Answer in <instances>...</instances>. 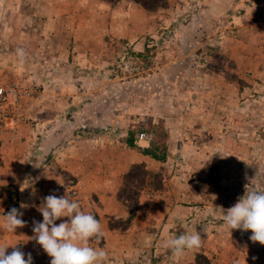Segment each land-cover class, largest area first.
<instances>
[{"label": "rangeland", "instance_id": "rangeland-1", "mask_svg": "<svg viewBox=\"0 0 264 264\" xmlns=\"http://www.w3.org/2000/svg\"><path fill=\"white\" fill-rule=\"evenodd\" d=\"M128 14L116 35L108 8L90 2L0 0V84L19 90L15 121L0 116V246L50 264L32 221L55 194L97 217L104 236L89 244L108 253L105 264H189L196 253L245 264L252 233H230L223 215L264 190V0H165ZM141 130L147 147L135 141ZM43 131L62 145L60 164L42 154ZM143 148L162 157L149 156L161 188L139 190L156 196L142 202L149 222L140 213L124 224L120 200L133 189L119 199L123 173L104 175ZM12 207L27 222L15 232L3 226ZM193 232L200 248L176 258L164 247Z\"/></svg>", "mask_w": 264, "mask_h": 264}, {"label": "clouds", "instance_id": "clouds-1", "mask_svg": "<svg viewBox=\"0 0 264 264\" xmlns=\"http://www.w3.org/2000/svg\"><path fill=\"white\" fill-rule=\"evenodd\" d=\"M17 52L23 60L24 51L18 49ZM43 201L38 208L43 219L32 221V231L33 239L51 257L50 264H105L108 253L89 244L90 240L98 243L104 236L97 217L83 211L79 203L67 195L49 194L43 197ZM26 207L28 205L21 203V209ZM23 214L20 209L12 207L4 215L3 226L7 231L15 232L17 228L26 226ZM64 217L67 220L56 223ZM223 224L230 233L232 230L251 231L249 239L264 245V190L246 191L234 206L227 209L223 215ZM201 246L202 236L199 232L181 234L164 242V247L176 258ZM8 247L0 246V264H33L31 253L26 254L17 247L7 253Z\"/></svg>", "mask_w": 264, "mask_h": 264}, {"label": "crops", "instance_id": "crops-1", "mask_svg": "<svg viewBox=\"0 0 264 264\" xmlns=\"http://www.w3.org/2000/svg\"><path fill=\"white\" fill-rule=\"evenodd\" d=\"M61 1H64V2L69 3V4H76V5H81L83 2H88V3L90 2V3H93V6H95L96 8H108V10L111 14L110 24L113 26V29H114L116 35L120 34L121 31H123V27L125 25L124 23L129 16L128 11H130L134 7H137V4H135L131 1H128V0H117L115 3H110V2L105 1V0H61ZM120 23H122V24H120ZM47 135H48V131H46V132L43 131L42 145L40 146V148L42 149V154H44V153L49 154L50 157L54 161H56L55 163L60 164L59 162H57V161H59V159H56L55 155L56 154L57 155L62 154V152H60L62 150V145L53 144V143L49 142L51 144V146L50 147L46 146V144H49L48 138H50ZM144 147H147V146H144ZM45 149H48L47 150L48 152H46ZM52 159H50L51 160L50 162L53 161ZM148 161H153V164H151V165H153L152 168L148 167ZM156 162H158V161L153 160L148 155H144V154L139 153L137 151H130L129 154H127L124 158H121L117 162L116 166H114V167L111 166L112 168H114V172L108 173L107 175H104L105 176L104 179L108 182H115V178H118L123 172H125L127 170V168H129L132 164H135V163H144L145 167L148 170L155 171L153 168H155V169L157 168ZM54 165H56V164H54ZM150 197H156V196L152 195V194H150V195H143L142 194L139 196L138 209H137L134 217L132 218V221H135L140 213L144 215V218L146 221L149 222L151 220L150 218L152 217V211H150L149 208L144 210L143 209L144 204H142L143 201H150L148 204H150V206H151V202H153V199H150ZM146 210H148V211H146ZM126 215H128V212L126 210H122V212H120L118 217H124ZM250 251H252V253H250ZM249 253L250 254L247 253L246 257L244 258L245 264H264V245H261L258 242L256 244H253L252 247L249 249Z\"/></svg>", "mask_w": 264, "mask_h": 264}, {"label": "trees", "instance_id": "trees-1", "mask_svg": "<svg viewBox=\"0 0 264 264\" xmlns=\"http://www.w3.org/2000/svg\"><path fill=\"white\" fill-rule=\"evenodd\" d=\"M110 3H115L117 0H105ZM143 8L145 11L152 12L158 8L163 7L165 0H128ZM132 142L127 141L128 145H132ZM141 153L144 155L151 156L153 159L161 160L162 157L158 156L154 153L151 148H143ZM123 182L120 186V196L123 193H127L129 189H133L134 195L127 194V197H121L120 200L122 204L125 206L128 215L123 220L124 224H128L132 218L134 217L137 209H138V202H139V190L142 189H152V190H159L161 188V178L156 171L148 170L144 163H135L132 164L125 172L122 174ZM123 228L121 224H110V229H117ZM189 264H211L210 260L205 256L203 253H196L194 260Z\"/></svg>", "mask_w": 264, "mask_h": 264}, {"label": "built area", "instance_id": "built-area-1", "mask_svg": "<svg viewBox=\"0 0 264 264\" xmlns=\"http://www.w3.org/2000/svg\"><path fill=\"white\" fill-rule=\"evenodd\" d=\"M19 90L15 85L0 84V116L9 122L15 121L19 111ZM152 136L141 130L136 134V142L141 147L148 146Z\"/></svg>", "mask_w": 264, "mask_h": 264}]
</instances>
